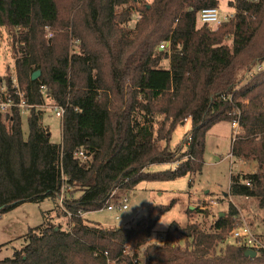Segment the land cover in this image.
<instances>
[{
  "label": "trees",
  "instance_id": "trees-1",
  "mask_svg": "<svg viewBox=\"0 0 264 264\" xmlns=\"http://www.w3.org/2000/svg\"><path fill=\"white\" fill-rule=\"evenodd\" d=\"M217 5L218 0H0V27L7 29L15 76L30 106L26 137L20 108L0 110V216L47 199H60L59 213L71 214L67 228L43 223L32 228L36 231L0 264H264L263 250L250 257L246 247L226 242L236 215L231 204L211 230L197 222H172L160 242L151 241V234L173 203L148 208L132 226L95 225L78 213L102 209L117 200L116 190H132L141 181L201 172L206 133L223 121H237L249 136L261 134L258 141L234 144L235 155L258 164L252 173L231 175L229 194L251 197L264 209V70L249 75L264 58V0L230 1L231 21L216 29L199 25V12ZM134 13L131 40L123 26ZM228 34L230 45L224 43ZM70 39L78 40L77 52H70ZM133 48L138 55L129 65L124 55ZM164 58L168 68L158 65ZM37 70L40 75L31 79ZM243 79L249 85L237 87ZM3 86L0 99L9 94L18 102L11 76ZM43 89L65 108L59 143L51 141L37 108L44 104ZM124 90L148 103L136 105L143 112L160 118L147 139L137 131L136 117L110 126L106 99ZM154 97L161 99L156 108L149 103ZM183 117L191 123L185 159L169 170L146 171L175 160L166 144ZM80 149L83 157L76 156Z\"/></svg>",
  "mask_w": 264,
  "mask_h": 264
},
{
  "label": "rangeland",
  "instance_id": "rangeland-1",
  "mask_svg": "<svg viewBox=\"0 0 264 264\" xmlns=\"http://www.w3.org/2000/svg\"><path fill=\"white\" fill-rule=\"evenodd\" d=\"M150 1V0H148ZM233 0H218L217 8L220 12L222 22H228L233 19L234 11L229 6ZM232 14L225 20V15ZM137 15L134 13L132 19L124 29L128 31V36L132 40ZM198 24L202 22L198 20ZM216 29L214 25L208 26ZM49 28L46 29V33ZM264 34V31L262 32ZM7 29L0 27V88L3 86L7 76H14V60L11 49L8 45ZM263 38H259L256 43H261ZM231 35L224 37V43L231 44ZM164 44L161 41L158 45ZM78 40H69L70 52L78 51ZM167 47L164 45V48ZM159 48V49H164ZM115 55H122V50L115 51ZM138 53L133 48L124 55L129 60V65L133 64ZM160 67L168 68V59H162ZM124 68L123 70H125ZM253 75L264 70V58L259 59L251 66ZM250 70V71H251ZM247 73V72H246ZM248 76V74H246ZM249 77V76H248ZM247 79H243L237 87L245 88L249 85ZM126 87V86H125ZM55 88L53 87L52 90ZM47 92V90H46ZM44 104L39 107L43 110V123L49 126L51 141L61 142L62 138V119L54 114L52 106L55 104L50 98L46 97L43 89ZM50 96V95H49ZM51 97V96H50ZM106 100H110L111 107V125L114 126L117 120H123V117L133 116L140 122V128L137 130L142 138L147 139L156 132L160 118L152 112H143L137 104L147 103L140 97H132L127 90L115 96L111 95ZM160 97H154L150 103L154 108L158 107ZM148 104V103H147ZM133 105V106H131ZM163 106L166 104L163 103ZM28 109V108H27ZM23 135L26 137L28 132L27 116L29 110L20 107ZM191 128L190 118L183 117L181 123L175 128L172 138L167 142V146L174 151L175 160L165 163H154L146 167L148 172L165 171L178 165L185 156L182 155L187 148L186 137ZM261 138V134L247 135L245 129L237 122L223 121L213 125L206 133L205 149L203 155V166L201 172L190 173V175L181 176L173 180H145L138 183L134 189L128 191L116 190L114 197L116 201H110L107 204L118 202L123 196L128 197V208L124 211H108L104 207L100 210L86 212L83 217L87 218L89 223L107 227L135 225L146 216L148 208L157 205L173 206L166 211L156 225L151 234V241L160 242L164 239V231L170 223L177 222L185 226L188 222H197L203 230H211L219 213L228 211L231 204L235 211V222L233 227L245 220L252 231L259 235L264 241V209L259 208L255 199L245 196H232L229 194L230 178L232 174L252 173L256 170L258 162L251 157L235 155L233 146L240 139L246 140ZM258 141V140H257ZM76 191V190H75ZM79 192H75L76 196ZM113 197V198H114ZM60 200V199H59ZM56 203L52 200H44L37 203L26 202L13 208L12 210L0 216V258L13 255L14 249L22 246L27 238L29 231H36L39 224L61 225L67 228L69 224V215L59 213L61 209L60 201ZM205 209L207 212H203ZM46 216H43V212ZM224 214V213H223ZM115 215H119L116 219ZM162 236V237H161ZM184 239H181L183 242ZM226 242L233 244L229 233L226 234Z\"/></svg>",
  "mask_w": 264,
  "mask_h": 264
},
{
  "label": "built area",
  "instance_id": "built-area-1",
  "mask_svg": "<svg viewBox=\"0 0 264 264\" xmlns=\"http://www.w3.org/2000/svg\"><path fill=\"white\" fill-rule=\"evenodd\" d=\"M233 13L225 15V20H228L229 16H232ZM199 20L202 23H206L208 26L214 25L217 26L222 22V19L220 18V12L217 7H209V8H203L199 12ZM51 33L48 31L46 33V37H50ZM164 45H167V43L160 44V48H163ZM253 72L251 71L249 75H252ZM12 84L14 86V93L18 96V102H15L13 98L7 94L4 98L0 99V110L3 112H8L11 110L13 106L16 107H23V108H29L30 106L25 103V99L23 96V91L20 90V87L18 86V82L16 79V76H12ZM5 89H2V92H4ZM54 114L61 119H63L65 108L62 105L54 104L52 106ZM237 121H233V124H236ZM85 155L84 150L80 149L76 152V156L83 157ZM247 184H249L247 182ZM108 211H124L128 208V197L123 196L122 198L118 199V202L107 204L104 207ZM79 215H84V212L78 211ZM67 214L70 216V212H67ZM115 218L118 219L119 215H115ZM230 238L233 241V244L240 245L246 247V250H254L258 254L259 251H264V241L263 239L257 235L255 232L252 231L250 225L243 220L240 224L236 225L232 228V230L229 233ZM162 237V236H161ZM256 254V255H257Z\"/></svg>",
  "mask_w": 264,
  "mask_h": 264
},
{
  "label": "water",
  "instance_id": "water-1",
  "mask_svg": "<svg viewBox=\"0 0 264 264\" xmlns=\"http://www.w3.org/2000/svg\"><path fill=\"white\" fill-rule=\"evenodd\" d=\"M39 75H40V71L37 70V71H35V72L32 73V75H31V79H36ZM222 214H223V213H219L218 215L221 216ZM256 254H257V253H256V251H254V250H249V249L245 250V255H246V256L255 257Z\"/></svg>",
  "mask_w": 264,
  "mask_h": 264
},
{
  "label": "crops",
  "instance_id": "crops-1",
  "mask_svg": "<svg viewBox=\"0 0 264 264\" xmlns=\"http://www.w3.org/2000/svg\"><path fill=\"white\" fill-rule=\"evenodd\" d=\"M85 214V213H84Z\"/></svg>",
  "mask_w": 264,
  "mask_h": 264
}]
</instances>
